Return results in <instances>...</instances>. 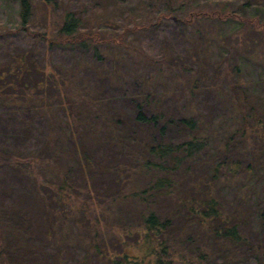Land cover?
Segmentation results:
<instances>
[{"label":"trees","instance_id":"obj_1","mask_svg":"<svg viewBox=\"0 0 264 264\" xmlns=\"http://www.w3.org/2000/svg\"><path fill=\"white\" fill-rule=\"evenodd\" d=\"M44 1L50 5L56 0ZM170 1H166L170 9L168 14L175 10L179 14L184 12L181 7L172 9ZM31 2L18 0L22 23L28 18ZM221 12L208 15L193 11L190 14L191 22L201 20L200 23L206 22L215 28L224 22H234L237 26L235 33L240 35L234 47L227 50L232 61L224 75L234 99L235 124L237 117L238 123L233 127L220 126L217 132L210 130V125L200 116L194 117L192 113L182 115L178 108L163 110V100L152 90L155 77L162 78L161 63L167 61V66L180 68V75L188 79V87L182 90L171 87L170 90H180L190 98L196 90V81L205 74L202 64H198L196 69L191 67L193 60L187 63L182 57L168 55L162 58L161 63H149L147 57H142V65H153L155 72L147 78L150 87L147 86L143 95L135 98L132 123H129V119L117 117V112L106 110L97 93H92L84 82H78L76 71L55 66L47 71L46 66H39L30 60L32 51L15 55L0 69V105L13 114L42 116L49 127L41 148L44 156L28 157L29 164H35V167L26 170L22 163L14 162L17 172L26 170L27 173L24 171L23 174L27 177L30 175L33 195L46 187L52 191L49 194L40 192L44 213V227L40 234L47 239L46 246L52 250L43 256L47 264H63L61 251L73 246L67 236L63 241L58 240V235L59 238L63 235L62 224H68L65 218L71 227H76L75 246L81 245L84 252L93 251V261L88 260V257L84 264H216L221 258H224L221 264H248L249 258L242 260L244 257L241 256L251 253L253 249L242 233L246 225L243 211L232 202L228 206L235 212L228 211L218 200L217 192L218 188L221 191L227 188L228 194L243 204L244 199H253L256 194H260L255 189L258 180L253 179L257 170L264 169V163L261 165L256 158L261 153L264 155L261 147L257 149V144L264 145L263 111L245 98L235 62L240 61L243 45H247L251 38V42L257 43L259 52H264V10L259 12L257 8L255 12L258 14L249 17L243 5L234 12ZM82 29L85 28L81 26L79 18L65 13L58 34L69 46H93L98 57L107 55L106 48L111 45H115L113 54L116 56L122 46L121 36L100 40L95 33H79ZM128 32L132 33L133 29ZM249 34L253 35L246 40ZM100 45L104 46L101 50L98 47ZM137 50L133 48L134 59L140 55L135 54L139 53ZM162 96H166V93ZM124 127L131 129L132 133L125 136ZM139 131L148 133L138 142L134 135ZM248 133L252 137L259 136L255 144L244 142ZM211 142L215 144L212 149L209 146ZM104 146H116V149L123 151L124 156V162L107 165V170L112 174H109L105 184L109 185L107 192H111V195H102L91 182L93 178L105 177L95 170L105 159L91 156L90 147L98 149ZM12 156L17 155L8 153L5 158L11 160ZM246 156L249 158L244 164L242 159ZM45 174L49 175L47 179ZM240 174L246 179L238 183ZM249 177L253 181H248ZM140 178L146 181L142 186L137 185ZM246 191L248 195H245ZM88 193L94 194L97 206L103 204L100 216L96 213L93 217L91 211L86 213L85 210H81L82 214L79 211L78 217L75 216L77 206L72 199L80 200ZM127 205L136 207L133 211L123 213L121 207ZM64 206L69 208L72 216L64 215L67 212ZM82 206L88 208L85 202L80 204ZM2 210L0 264H15L12 262L15 250L11 243L16 241L17 250H21L22 241L25 244L31 238L33 225L22 209ZM262 212L263 216L264 209ZM100 218L103 225L99 224ZM89 220L93 221L91 226L86 224ZM120 221L124 224L120 225V229H115L114 223L119 224ZM48 223L50 228L46 227ZM56 223L59 225L57 228ZM184 227H188V235L182 237L180 231ZM111 229L116 232L118 245L115 240L110 244L103 240ZM98 242L101 243L100 247ZM138 245L148 247L144 260L131 254L132 248ZM233 246L239 247L234 256L228 252ZM33 252L40 251L30 247L26 254Z\"/></svg>","mask_w":264,"mask_h":264},{"label":"rangeland","instance_id":"obj_2","mask_svg":"<svg viewBox=\"0 0 264 264\" xmlns=\"http://www.w3.org/2000/svg\"><path fill=\"white\" fill-rule=\"evenodd\" d=\"M166 1L56 0L53 4L47 5L44 0H32L28 18L22 23L18 0H0V69L5 67L15 55L24 51H32L30 60L39 66H46L47 71L51 66L76 71L78 82H84L92 93H97V97L103 101L106 110L117 112L115 113L117 117L129 119V123H132L136 109L135 98L137 99L138 95H143L147 86L150 87L147 78L150 73L155 72L153 65L151 67L148 64L142 65V57H147L149 63L151 61L163 62L162 58L168 55L182 57L187 63L193 60V65H191L193 69H196L198 64H202L205 74L199 81H196L197 87L194 94L187 98L180 90H170L171 87L181 90L188 87L187 76L180 75V68L167 66L165 64L168 63L167 61L160 62L163 70L162 78L157 79L155 77L152 90L158 98L163 100V110L178 108L183 113L182 115L192 113L194 117L195 115L200 116L210 125V130L216 132L220 130V126H236L238 117L235 124L234 99L228 86V80L225 79L224 75L228 72V67L232 61L227 50L234 47L236 39H240V35L237 36L235 33L237 26L234 22H224L225 19L222 20L224 23L217 28L206 22L200 23L201 20L191 22L190 14L193 11L194 13L200 11L208 15L220 14L221 11V13L223 11L234 12L243 5L245 14L249 17L258 14L255 12L257 8L259 12L264 10V0H171V8L175 10L181 7L184 11L182 14H179L177 10L168 14L170 9L166 5ZM65 13H71L73 17L81 20V26L85 29L80 30L79 33H95L100 40L102 38L111 40L121 36L123 47L121 46L114 56L115 45H111L106 48L108 50L107 55L98 57L93 46L67 45L65 39L58 34ZM130 29H133L132 33L128 32ZM252 35L249 34L246 40ZM251 41L252 38L249 39L247 45H243V53L241 52L239 56L240 61L235 63L238 65L241 75L240 83L245 98L253 106H258L263 111L264 117V52L260 53L257 43ZM98 47L101 50L104 46ZM133 48L138 49L137 52L139 51L135 54H140L135 59L132 57V55L134 56ZM234 50L235 48L232 51ZM164 66L165 68H163ZM165 93L166 96H162ZM241 113L243 114L244 110ZM124 128L125 136L132 133L131 129ZM48 129L46 118L33 115L26 116L25 113L13 114L8 108L0 105V211L3 212L2 209L7 208L22 209L33 225L31 238L25 244L22 241L21 250H17L18 243L16 241L11 243L15 250L12 253V258H14L12 262L15 264H47L43 256L52 251L46 246L47 239H44L40 234L42 227H44L40 192L49 194L52 191L46 187L39 189L37 195H33L31 193L33 183L30 175L27 177L23 174L24 171L27 173L26 170H29L30 167H35V164H29L28 157L32 155L44 156L41 148L45 143L44 137ZM147 133L139 131L134 135V138L139 142L145 138ZM258 138V135L252 137V134L248 133L244 142L249 145L255 144L254 142ZM209 146L212 149L215 144L211 142ZM260 147L264 151V145L257 144V149ZM89 151L92 152L91 156L94 158L105 159L95 169L96 173H101L100 175L105 177L93 178L91 180L92 185L102 195H111V192H107L109 185L105 184L108 182L109 174H112L107 170V165L108 163L114 165L124 162L123 151L116 149V146H104L98 149L90 147ZM8 153H15L17 156H12L11 160H8L5 158ZM257 157L258 163L263 165L264 155L261 153ZM248 158L249 156H246L242 159L244 164ZM6 159L8 162L5 161ZM14 162H18L20 165L22 163L26 170L22 173L17 172ZM225 173L226 171H224ZM48 176L45 174V179ZM244 178L246 179V176L240 174L238 183ZM255 179L258 180V186L255 189L260 194L254 196L253 193V199L248 198L250 202L248 199H244V204L238 203L237 199L235 201V198L233 199L228 194L227 188L222 191L218 188L217 198L228 211H232L231 206H228L229 202L243 211L242 215L245 216L246 225L242 228V233L245 234L248 245L253 251L243 253L241 257L244 258L242 260H247L248 257V264H264V222L261 220L264 209V169L263 171L257 170L253 180ZM247 180L253 181L251 177ZM145 182L144 179L140 178L137 185L142 186ZM110 190L112 191V189ZM197 192L199 193V191ZM246 193L245 195H248L249 192L246 191ZM94 198L93 193L85 194L80 200L73 198L72 200L77 206L75 212L80 211L79 213H81V210H85L86 213L91 211L93 217L96 213L100 216L103 204L97 206ZM81 201L85 202L88 208L80 207ZM100 201L102 202V200ZM52 207L56 206L53 205ZM135 207L127 205L121 207V210L125 213L133 211ZM66 209L67 215H64L66 217L72 216L69 208ZM77 213L75 216L78 217L79 213ZM158 214L162 215L161 213ZM262 217L264 218V215ZM67 220V218L64 219L65 223L68 224H62L63 235L60 238L58 235V240L63 241V238L67 236L73 246L72 248L67 246V249L61 251L63 264H84L88 257V260L93 261L91 259L93 251L86 250L84 252L81 245L80 247L75 246L76 227H71ZM88 222L91 224L85 222L88 224L87 226L93 224L91 220ZM99 224L103 225L101 218ZM122 224H124L122 221L119 224L114 223L115 229H120ZM55 226L57 228L58 223ZM46 227L50 228L51 226L48 223ZM111 230L107 232L108 236L106 235L103 240L107 244L113 243L115 240V244L118 245L115 237L116 232ZM186 235H188V227H184L180 231V236ZM100 244L98 242V247ZM30 247H34L40 252L27 255ZM238 248V246L231 247L228 251L229 254L236 255L239 251ZM147 250V246L138 245L132 248L131 254L137 255L140 260H144ZM221 260L216 264H221Z\"/></svg>","mask_w":264,"mask_h":264}]
</instances>
